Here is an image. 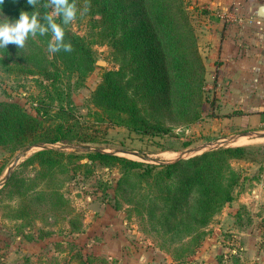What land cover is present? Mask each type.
I'll return each instance as SVG.
<instances>
[{"label": "rangeland", "instance_id": "1", "mask_svg": "<svg viewBox=\"0 0 264 264\" xmlns=\"http://www.w3.org/2000/svg\"><path fill=\"white\" fill-rule=\"evenodd\" d=\"M76 7V19L66 26L93 50V68L61 50L49 53L51 40L39 34L30 35L23 48L15 44L0 48V61L8 65L0 63V102L17 104L35 117L42 99L52 111L63 104L74 110L82 135L86 134L57 144L0 145V264H264V152L233 163L241 175L234 201L207 227L197 230L189 222L183 224L182 218L166 216L167 203L158 199L154 186L141 183L137 175L120 184V167L87 158L98 151L165 165L219 148L262 147L264 125L254 129L246 122L229 123L223 128L219 114L212 119L202 116L188 127L174 121L175 136L191 144L175 151L165 150L166 138L142 136L111 124L93 102V94L104 73L120 65L113 48L99 42L89 15L81 14L84 7ZM199 13L190 7L198 44ZM5 18L15 21L0 9V21ZM199 51L206 66L207 114L215 110L220 100L217 90L221 92L223 85L212 72L208 76V56L200 44ZM54 65L63 71L57 85L60 94L40 73ZM25 69L35 73L27 74ZM47 87L53 91L51 101L46 97ZM45 149L64 155L57 167L30 161Z\"/></svg>", "mask_w": 264, "mask_h": 264}, {"label": "trees", "instance_id": "2", "mask_svg": "<svg viewBox=\"0 0 264 264\" xmlns=\"http://www.w3.org/2000/svg\"><path fill=\"white\" fill-rule=\"evenodd\" d=\"M68 2L71 4L73 0ZM85 3L86 0H75L76 6L84 7ZM87 3L92 29L97 32L99 42L113 48L120 65L118 70L104 73L93 102L113 125L142 136L166 138L165 150L189 147V142H181L175 136L171 124L175 121L188 127L195 123L206 116L204 106L208 102L204 99L206 66L190 20V3L187 0H87ZM46 4L49 0H38L33 8L27 0H4L0 9L14 20L19 19L21 11L29 15L39 11L38 20L47 27L45 14L51 13L55 5L46 8ZM54 19L64 28V42L72 45V51L66 53L82 58L87 68H93V50L62 24V18ZM51 36L49 31L42 37L51 40ZM25 70L27 74L35 73L32 69ZM41 72L52 81L54 93L60 94L57 85L62 80V69L54 65L51 70ZM52 89L47 87L45 91L50 101ZM45 103L46 99L40 101L35 117L17 104L0 102V145L13 143L26 147L85 138L81 137L86 134L82 135L83 127L75 121L74 110L62 104L52 111ZM262 152L264 146L225 147L165 165L144 164L98 151L90 152L87 158L103 166L120 167L123 171L120 184L130 175H137L141 183L154 186L158 199L167 203L166 216L182 218L183 224L189 222L197 230L207 227L226 204L234 201L241 175L234 170L233 163ZM61 157L62 153L45 149L30 161L55 168Z\"/></svg>", "mask_w": 264, "mask_h": 264}, {"label": "crops", "instance_id": "3", "mask_svg": "<svg viewBox=\"0 0 264 264\" xmlns=\"http://www.w3.org/2000/svg\"><path fill=\"white\" fill-rule=\"evenodd\" d=\"M188 1L191 9L200 10L197 30L200 49L208 56V76L212 72L211 76L223 85L221 92L217 90L220 100L215 110L206 118L219 114L223 128L244 122L254 129L263 126L264 18L255 14L264 0Z\"/></svg>", "mask_w": 264, "mask_h": 264}, {"label": "clouds", "instance_id": "4", "mask_svg": "<svg viewBox=\"0 0 264 264\" xmlns=\"http://www.w3.org/2000/svg\"><path fill=\"white\" fill-rule=\"evenodd\" d=\"M4 0H0L3 4ZM28 5L35 8L38 0H27ZM55 5L51 13L45 14L44 19L47 21V27L40 24L38 17L39 11L29 12L21 11L19 19L14 22L9 21L7 18L0 21V48H6L9 44H15L18 48L25 46L26 40L31 35L35 37L37 34L43 36L49 31L52 33L51 41L48 43L47 50L49 53H56L60 50L65 52L72 51L71 43L64 42V28L55 22L56 17L62 18V24L68 25L76 19L77 7L75 0L69 4L68 0H49V4L45 7ZM90 5L85 3L81 14H86L89 11Z\"/></svg>", "mask_w": 264, "mask_h": 264}, {"label": "water", "instance_id": "5", "mask_svg": "<svg viewBox=\"0 0 264 264\" xmlns=\"http://www.w3.org/2000/svg\"><path fill=\"white\" fill-rule=\"evenodd\" d=\"M258 18H264V6H260L255 14ZM44 148V147H43ZM209 152V151H206ZM204 152V153H206ZM180 160V159H179Z\"/></svg>", "mask_w": 264, "mask_h": 264}]
</instances>
